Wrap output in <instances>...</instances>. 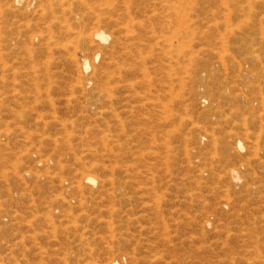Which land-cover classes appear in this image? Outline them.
Listing matches in <instances>:
<instances>
[{
  "label": "rangeland",
  "instance_id": "374dc122",
  "mask_svg": "<svg viewBox=\"0 0 264 264\" xmlns=\"http://www.w3.org/2000/svg\"><path fill=\"white\" fill-rule=\"evenodd\" d=\"M263 102L264 0H0V264H248Z\"/></svg>",
  "mask_w": 264,
  "mask_h": 264
},
{
  "label": "bare ground",
  "instance_id": "6f19581e",
  "mask_svg": "<svg viewBox=\"0 0 264 264\" xmlns=\"http://www.w3.org/2000/svg\"><path fill=\"white\" fill-rule=\"evenodd\" d=\"M17 1L20 2L22 0H17ZM60 4L63 5L62 2ZM62 12H63V9H62ZM93 35L100 42H104L109 38V36L102 29L96 31ZM82 65H83V68L85 70L88 69V62L84 58L82 61ZM263 106H264V102H263ZM238 145H239L238 147L240 148L241 144L239 143ZM230 175L232 178H235L237 181L240 180L239 174L236 170H232L230 172ZM84 181L91 183V184H95L97 182V180L93 176H90V175L85 176ZM216 228L217 227L213 223H211L210 221H203L202 222V224H201V229H202L201 230L202 231L201 238H200L199 242L196 241V239H195V241L199 243L198 244L199 246L196 245L197 249H196V252H194V251L190 250L193 246V244H192L191 248H189V250L186 252V259L188 260V262H186V264H194V263H192V258L197 259V262L195 260L196 264H233L234 261L229 258V255L227 254V252L223 248L224 246H222V243L220 244L218 239L213 240V239H210L208 236L209 230L210 229L216 230ZM169 242L171 243V241H169ZM187 244L190 245V242H188ZM261 244H263V243H261ZM194 247H195V245H194ZM260 247L261 248L256 249V251H255L256 254L254 255V257L251 259V261L248 264H264V246L260 245ZM195 248H194V250H195ZM183 254H185V253H183ZM89 264H94V263H89ZM97 264H99V263H97ZM102 264H104V263H102ZM107 264H120V262L116 259H112L109 262H107Z\"/></svg>",
  "mask_w": 264,
  "mask_h": 264
}]
</instances>
